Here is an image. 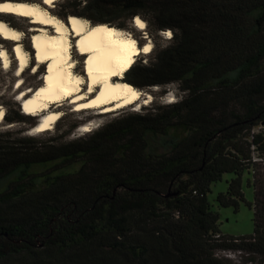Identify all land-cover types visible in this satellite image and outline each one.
Wrapping results in <instances>:
<instances>
[{
	"label": "trees",
	"instance_id": "1",
	"mask_svg": "<svg viewBox=\"0 0 264 264\" xmlns=\"http://www.w3.org/2000/svg\"><path fill=\"white\" fill-rule=\"evenodd\" d=\"M75 3L98 23L137 16L169 32L123 81L175 85L177 99L67 142L0 134V264H233L226 252L264 263V179L250 235L222 234L207 198L232 174L215 201L237 210L242 173L264 166V0Z\"/></svg>",
	"mask_w": 264,
	"mask_h": 264
},
{
	"label": "bare ground",
	"instance_id": "2",
	"mask_svg": "<svg viewBox=\"0 0 264 264\" xmlns=\"http://www.w3.org/2000/svg\"><path fill=\"white\" fill-rule=\"evenodd\" d=\"M37 1L41 3H36ZM37 1H0V22L6 26L0 29V38L14 43L12 52L16 60L17 81L22 80L21 75L26 71L29 56L21 46V31L9 26L4 21L5 16L32 20V31L36 33L32 38L33 56L36 61L34 65H47L43 80L36 82V85H40L33 97L31 95L36 89L14 91L16 95L21 94L20 102L24 100L21 98L29 93L28 100L21 104L25 112L23 114L31 116L35 112L47 111L33 126L32 132L40 134L57 124L61 111L58 108L51 109L50 104L65 97L70 99L69 104L74 107L73 111L78 112L103 109L102 113H112L138 103L144 92L128 82L118 80L124 78L137 56L151 53L152 44L146 42L138 46L137 40L123 35V30L109 23L89 24L86 18L75 14H69L62 20L50 11L59 0ZM132 24L137 29L145 27V22L137 16L132 19ZM51 27L56 31L49 35ZM73 43L75 46L72 47ZM72 48H75L80 58L84 56L83 75L76 74L77 66L75 67L70 59ZM1 52L3 56H0V59L4 64L2 68L8 70L11 64L10 56L5 48H1ZM0 110L3 113V109ZM79 131L88 132V126L82 125Z\"/></svg>",
	"mask_w": 264,
	"mask_h": 264
},
{
	"label": "rangeland",
	"instance_id": "3",
	"mask_svg": "<svg viewBox=\"0 0 264 264\" xmlns=\"http://www.w3.org/2000/svg\"><path fill=\"white\" fill-rule=\"evenodd\" d=\"M1 1V0H0ZM5 1V0H4ZM15 1V0H9ZM16 1H26V2H36L37 0H16ZM36 3H41L37 1ZM83 5L75 3V0H59L55 2L53 7L50 8L52 14L56 15L58 18L65 20V17L69 14L81 15L83 14ZM6 17V18H5ZM4 21L9 25L21 31V46L24 50H26L28 54V67H26V71L21 75L22 80L19 82L17 81L18 77L15 75L16 69V60L12 52V46L14 45L13 42H1L4 39L0 38V52L1 48H5L10 56V66L8 70L3 69L0 59V109H3V113L0 110V134H4V138L9 137H19L23 135L31 136L36 140L46 141L52 139H59L61 142H67L78 137H81L87 132H80L79 128L82 125L88 126L89 131L96 130L103 124L111 121L116 117H122L132 112H139L145 113L150 110L152 107H156L157 105L166 104L169 102H173L177 99L175 96V85H170L167 87H160V88H146L140 89L144 92V96L139 100L138 103L130 104L125 108L119 109L112 113H102L103 110L99 109H90L85 111H73L74 107H71L69 102L70 99L66 98V101L63 102L62 100L58 101L60 104L58 106H52L51 109L58 108L61 111L60 120L57 122L53 128L49 129L40 134H36L32 132L33 126L28 125L27 123H8L3 119L4 114L8 113L10 117L16 111H22L21 103H20V95H16L14 91L27 89L30 91L31 89L35 90L38 89L40 84L36 85L37 81H42L44 78V72L47 70V65L44 64L38 66L36 63L34 56H33V48H32V38L36 34L32 31L34 25L29 21V18H20L17 16H5ZM89 24L98 23L96 21L89 20L86 18ZM145 22V21H144ZM106 23H109L121 30L123 35L133 37L137 40V44L139 46L140 43L144 44L146 42H150L152 44V50L158 49L160 47L165 46L168 43L167 38L169 37V32H153L149 29L145 22V29H137L133 26L130 21H123V20H109ZM124 26V28L120 26ZM145 30V31H144ZM55 29L53 27L50 28V33H55ZM143 32H147V38H144ZM6 41V40H5ZM141 44V45H142ZM140 45V46H141ZM75 46V43L72 44V47ZM152 52L148 55L140 54L135 59L141 63H149L152 58ZM83 57L80 56L75 52V48L71 49V56L70 59L74 62L73 64L76 67V74L83 75ZM43 64V63H42ZM35 66L36 69H35ZM123 81V78L118 80ZM22 84V86H21ZM85 84L83 88H85ZM34 94V93H33ZM32 94V95H33ZM31 95V97H32ZM93 95V94H92ZM29 93L21 99L29 98ZM179 96H182V93H179ZM30 97V98H31ZM147 98V99H145ZM56 102V103H58ZM53 104V103H51ZM44 112V111H41ZM47 113V112H46ZM43 113V114H46ZM42 114V115H43ZM42 115L39 117H35L31 115L33 118L30 119L32 123L36 124L37 121L42 119ZM76 125L72 131L65 133L68 131L69 126ZM259 127H256V130ZM88 131V132H89ZM33 133V134H32ZM260 174H253L252 170H246L242 173L241 180V190L244 195V202H239L237 210L233 207H220L215 198L218 193H225L227 191L228 182L234 178L232 174H225L223 175L221 181L214 183L211 185L210 193L207 195L208 201L214 211L219 214V222L218 227L222 234L224 235H231V236H246L253 233V218H254V183L257 178L264 179V166H260ZM262 174V175H261ZM247 202V204H246ZM251 206H250V205ZM220 256H225L233 264H264L258 263L248 260V256L244 253L240 252H226L219 253ZM253 257V256H252Z\"/></svg>",
	"mask_w": 264,
	"mask_h": 264
},
{
	"label": "snow or ice",
	"instance_id": "4",
	"mask_svg": "<svg viewBox=\"0 0 264 264\" xmlns=\"http://www.w3.org/2000/svg\"><path fill=\"white\" fill-rule=\"evenodd\" d=\"M139 22V21H138ZM6 26L3 24V22H0V29L5 28ZM141 27H143V25L141 24ZM0 56H3V53L0 52ZM5 67H7V65H5Z\"/></svg>",
	"mask_w": 264,
	"mask_h": 264
},
{
	"label": "clouds",
	"instance_id": "5",
	"mask_svg": "<svg viewBox=\"0 0 264 264\" xmlns=\"http://www.w3.org/2000/svg\"><path fill=\"white\" fill-rule=\"evenodd\" d=\"M174 102V101H173ZM169 103H172V102H169Z\"/></svg>",
	"mask_w": 264,
	"mask_h": 264
},
{
	"label": "flooded vegetation",
	"instance_id": "6",
	"mask_svg": "<svg viewBox=\"0 0 264 264\" xmlns=\"http://www.w3.org/2000/svg\"><path fill=\"white\" fill-rule=\"evenodd\" d=\"M1 1H4V0H1Z\"/></svg>",
	"mask_w": 264,
	"mask_h": 264
}]
</instances>
